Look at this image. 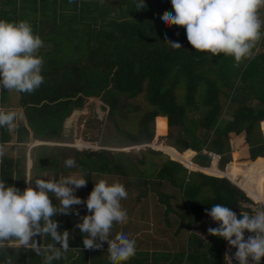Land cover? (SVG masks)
<instances>
[{"label": "trees", "instance_id": "obj_1", "mask_svg": "<svg viewBox=\"0 0 264 264\" xmlns=\"http://www.w3.org/2000/svg\"><path fill=\"white\" fill-rule=\"evenodd\" d=\"M144 2L146 7L138 9L141 0H0V19L28 21L42 38L39 55L44 60V82L38 90L32 94L0 90V108L24 113L15 129L0 127V147L12 138L11 148L31 140L70 142L62 136L63 122L72 111L82 108L85 99H96L108 118L117 123L137 111L130 101L141 96L147 109L135 124V136L118 128L117 137L129 146L146 144L155 151L146 149L136 157L103 149L70 148L65 153L56 147L35 146L30 151V175L40 178L47 171L45 159L56 164L55 158L68 154L76 166L61 164L53 167V172L83 176L88 180L87 186L80 188L83 191H92L100 175L116 174L128 178L126 187L134 183L141 188L135 201L153 195L155 208L161 210L162 231L170 234L177 246L169 251L152 235L138 241L136 229L117 225L113 236L125 233L136 241V248L147 239L151 243V248L137 249L124 264H228L224 239L207 233L204 240L187 230L207 217L206 210L214 204L231 207L236 213L250 212L245 203L264 206V177L253 181L262 192V198L254 201L240 189L245 169L229 171L230 165L253 162L260 163L264 171V39L256 44L252 59L236 65L232 56L196 51L183 27L166 26L160 17L165 11L173 12L169 0ZM168 41L182 47L173 48ZM258 46L263 50L255 52ZM177 90L183 91L180 99ZM247 98L255 100L258 107L246 103ZM158 119L164 129L155 131ZM165 134L166 145L175 151L169 160H151L155 170L149 173L143 155L151 159L165 155L164 144L158 142ZM203 150L220 156L218 166L212 167L216 173L209 172L211 166L206 168L209 158ZM24 161V155L17 159L3 156L0 180L23 191ZM163 184L167 192L162 191ZM52 202L58 203L54 197ZM76 210L85 215L81 205ZM80 216L72 211L54 217L58 230L67 229L72 238L70 250L52 264H110L107 243L98 250L84 249L83 235L75 227ZM51 242L50 237L42 240V244ZM235 252L229 246L228 256L234 258ZM8 259L12 264H44L43 255L34 251L0 249V264H7Z\"/></svg>", "mask_w": 264, "mask_h": 264}, {"label": "clouds", "instance_id": "obj_2", "mask_svg": "<svg viewBox=\"0 0 264 264\" xmlns=\"http://www.w3.org/2000/svg\"><path fill=\"white\" fill-rule=\"evenodd\" d=\"M169 3L173 12L165 11L160 19L168 27H183L188 42L196 51L213 56H232L239 65L252 58L256 44L264 39V19L259 15L264 9V0H169ZM145 7L144 0L137 5L138 9ZM168 42L173 48L182 47L178 42ZM42 47L43 40L34 33L30 22L0 19V90L32 94L40 88L44 82V60L39 55ZM23 119L22 110L0 108V127L15 129L17 121ZM37 142L31 140L23 145L27 148L25 189L21 191L0 180V249L31 250L43 255L44 264H52L53 260L61 259L70 250L72 238L67 229L58 230L59 223L54 217L69 215L73 206L85 204L89 214L80 216L79 211L75 212L80 216L81 222L75 227L83 235L84 249L98 250L107 243L110 264H124L134 257L136 241L123 232L113 236L114 227L128 221L122 206V201L128 197L125 186L119 181L109 183L100 179L94 182L92 191L83 200L75 195L78 189L87 186L88 180L83 176L33 179L31 175L27 176L29 152L32 147L47 146L44 142ZM139 146L149 148L146 144ZM100 149L112 151L109 147L97 146L94 151ZM120 150L126 148L121 147ZM3 155L0 150V157ZM64 164L73 168L76 161L67 158ZM53 197L58 203L52 202ZM206 215L217 225L209 227L208 234L224 239L235 248L234 258L239 264H249L250 260L252 264L264 261V209H258L255 214L241 211L238 218L231 207L218 203L206 210ZM245 231L249 233L247 238ZM45 237H50L52 242L42 244ZM228 261L232 264L229 257ZM7 264H12L11 259Z\"/></svg>", "mask_w": 264, "mask_h": 264}, {"label": "rangeland", "instance_id": "obj_3", "mask_svg": "<svg viewBox=\"0 0 264 264\" xmlns=\"http://www.w3.org/2000/svg\"><path fill=\"white\" fill-rule=\"evenodd\" d=\"M259 15L261 19H264V9H261L259 12ZM261 49L260 46H258L255 49V52H258ZM253 58V56H252ZM251 58V59H252ZM178 98L180 99L182 96L183 91L177 90ZM249 94V93H247ZM246 103L250 104L252 107L257 108V103L253 99H246ZM132 105L137 106L136 112H131L128 114V119L124 121H117V123L112 122L109 118L107 113L102 109L99 102L96 99H85V101L82 104V108L78 111H72L70 116L66 118L63 125L66 126L62 131V136L64 138H69L71 141L66 143H55V142H47V141H41L47 144V146L52 148H60L63 150V152L67 153L65 149L75 148L76 150H86L89 149L90 151H94L95 146L97 147H109L112 149V152H123V153H130L134 154L136 157H139L140 152L145 151L146 149L153 150L152 148H147L139 145L129 146L127 142H121L120 138L117 137V131L120 129L121 131L127 133L129 136H135L136 131L138 130L137 126L135 125L141 114L147 109V103L142 99L141 96H137L136 98L132 99L130 101ZM224 118V109L222 110L221 114ZM115 119L118 120L116 117ZM154 124V121H153ZM119 128V129H118ZM164 126L160 119L155 121V131L163 130ZM260 129V128H259ZM174 130V129H173ZM154 131V129H153ZM167 133V131H166ZM166 134L163 137L158 138V142L164 144V150L165 155L161 154L159 158L151 159L149 155L145 154L143 155V160L146 162L145 168L148 170L149 173L153 172L155 169L151 166L152 162H160L164 159H168L172 156V153L175 151L172 147L166 145ZM154 137V136H153ZM75 141H80L84 146L78 147ZM40 142V141H39ZM37 142L36 144H39ZM101 145V146H100ZM16 146V147H15ZM34 146V145H33ZM124 147L126 150L121 151L120 148ZM33 148V147H32ZM207 152L206 150H204ZM27 148L22 145H14L13 148H11L10 152L7 153L8 157L10 158H20L22 155H24V165L26 169V156ZM30 153L29 152V162L27 165V169L29 170L28 175H30L31 172V159H30ZM203 153V152H202ZM55 156L58 155V153L55 152ZM194 156V154H193ZM192 156V157H193ZM69 157L68 154L66 155H60L55 160L57 161L56 164H53L48 159H45L43 161V167L47 169L46 172L40 174V178L42 179H49L51 176H56L55 178L58 179L68 176V175H76L72 173H63V172H53L55 171L53 167L60 168L61 164H64V161ZM228 163V162H227ZM226 165V164H225ZM223 166V168L225 167ZM65 166V164H64ZM217 167L218 164H215V161L212 162L209 172L213 173L214 170L212 167ZM229 171H236L238 168L241 170L242 168L245 169L243 181L241 184V187L243 190L247 191L250 196L253 197L254 201L259 200L262 198V192L259 191V189L253 185V181L257 180V176L264 177V171L262 170L261 164L258 162L253 163H245V164H236V165H230ZM191 169H195L194 167H189ZM222 168V169H223ZM249 170L250 172H247ZM61 171V170H59ZM242 171V170H241ZM200 173V172H199ZM210 176H213L207 172H204ZM216 173V172H214ZM203 174V173H201ZM145 175V174H144ZM25 176H26V170H25ZM79 177V175H76ZM223 177V176H216L215 178ZM100 179H106L109 181V183L113 181H119L125 186V182L128 178H125L121 175L111 174L108 175H100L99 178H95V182H98ZM228 179V178H227ZM128 182H130L128 180ZM125 189L128 193L127 199L123 200V209L126 210L128 215V221L127 225H130L129 228L136 229L137 231V239L138 241L143 238L151 237L150 235L154 236L155 238L159 239L157 240L160 242L159 246H165L171 251V248H174L177 246V244H174V242L170 238V234L165 233L163 230V224L160 221L162 219L161 210L155 208L154 202L155 197L153 195H147V199L143 200L144 198L141 197L140 200L135 201L136 195H138V192L140 191V187L138 185H135L134 183L127 184V187L125 186ZM162 191L167 192L168 188L166 185L163 184V187H161ZM142 191V190H141ZM91 191L86 192L82 189H78L75 193L78 197H80L83 200H86L88 195ZM246 197V196H245ZM247 198V197H246ZM248 199V198H247ZM250 200V199H249ZM245 207L254 209L252 214H255V211L258 209H264V206L253 204H243ZM80 205L73 206L74 213L77 211L76 208ZM85 209V215L89 214L86 208L85 204L81 205ZM175 220V226L177 222V218L174 217ZM76 222V218L74 220ZM77 222H80V217L77 219ZM133 223V224H132ZM216 224L211 220L209 216L204 217L203 220L200 222H194L191 225V228H188L187 233L189 234H195L196 236H199L202 239H206L207 235V229L209 227H213ZM132 226V227H131ZM184 227V225H182ZM185 228V227H184ZM184 232V231H182ZM147 242L144 243H137V249L147 248V246H150L151 243H149V239L146 240ZM224 246H225V240H224ZM171 247V248H170ZM175 250V249H174ZM229 252V249H228Z\"/></svg>", "mask_w": 264, "mask_h": 264}, {"label": "water", "instance_id": "obj_4", "mask_svg": "<svg viewBox=\"0 0 264 264\" xmlns=\"http://www.w3.org/2000/svg\"><path fill=\"white\" fill-rule=\"evenodd\" d=\"M65 127H66V126H65ZM231 184H233V183H231ZM233 185L235 186V184H233ZM249 210H250V212H244V213L252 214V212L254 211V209H252V208H250ZM240 213H241V212H238V213H237L238 218L240 217ZM248 235H249V233H248L247 231H245V238H247ZM229 246H230V245H228V243L225 241V259H226V261H227L228 264H229V261H228V257H229V258L231 259V261H232V264H239V262L236 261L235 258H232L231 256H228V249H229ZM226 255H227L228 257H227ZM249 264H252L251 260L249 261Z\"/></svg>", "mask_w": 264, "mask_h": 264}, {"label": "crops", "instance_id": "obj_5", "mask_svg": "<svg viewBox=\"0 0 264 264\" xmlns=\"http://www.w3.org/2000/svg\"><path fill=\"white\" fill-rule=\"evenodd\" d=\"M64 128H65V126L63 125V129H64ZM11 147H12V139L10 140V143H9V144H4L2 147H0V150H2L3 153H4L3 156L8 157L7 153L10 152ZM3 156L0 157V161H1V158H3ZM8 158H10V157H8ZM209 167H210V165H209ZM209 167H208V168H209ZM199 168H200V167H199ZM197 169H198V168H197ZM201 171H202V170H201ZM202 172H204V171H202Z\"/></svg>", "mask_w": 264, "mask_h": 264}, {"label": "built area", "instance_id": "obj_6", "mask_svg": "<svg viewBox=\"0 0 264 264\" xmlns=\"http://www.w3.org/2000/svg\"><path fill=\"white\" fill-rule=\"evenodd\" d=\"M203 154H206V156L209 158V163L215 161V164H217L219 162V159H220V156L219 155H216L212 152H205V151H202Z\"/></svg>", "mask_w": 264, "mask_h": 264}, {"label": "bare ground", "instance_id": "obj_7", "mask_svg": "<svg viewBox=\"0 0 264 264\" xmlns=\"http://www.w3.org/2000/svg\"><path fill=\"white\" fill-rule=\"evenodd\" d=\"M211 164H212V162L209 164L210 166H211ZM209 167V166H208ZM208 167H206V168H208ZM195 169H197V168H195ZM198 170H200V169H198ZM208 173V172H207ZM208 175V174H207ZM216 177V176H215ZM225 178V177H224ZM227 179V178H226ZM228 180V179H227ZM229 181V180H228ZM231 183V182H230ZM236 187H238V186H236ZM239 188V187H238ZM241 190H243L242 188H240ZM243 191H245V190H243ZM247 192V191H246ZM248 193V192H247ZM252 197V196H251ZM253 198V197H252Z\"/></svg>", "mask_w": 264, "mask_h": 264}]
</instances>
